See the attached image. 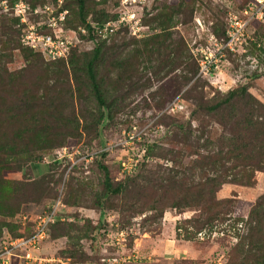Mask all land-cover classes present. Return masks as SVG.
Masks as SVG:
<instances>
[{
  "label": "rangeland",
  "instance_id": "obj_1",
  "mask_svg": "<svg viewBox=\"0 0 264 264\" xmlns=\"http://www.w3.org/2000/svg\"><path fill=\"white\" fill-rule=\"evenodd\" d=\"M82 1L81 16L80 0H0V71L6 69L8 84L12 82L16 88L32 85L38 99L52 104L45 106L48 113L43 118L31 121L32 144L18 139L0 112L2 143L13 145L14 141L16 150L13 156H8L10 149L0 152L1 162L13 169L6 178L29 185L14 194L15 200L0 203V243L29 234L31 228L28 222L23 224L24 217L33 219L60 201L62 219L51 226L49 238L37 252L49 260H80L82 264H104L108 259L114 264H227L230 260L244 264V238L256 218L255 205L264 197V173H257L249 185H223L217 193L223 202L222 215L202 230L189 222L206 218L195 208L167 209L160 218L164 208L148 210L150 204L141 208L145 203H136V192L103 197L104 182L106 174L115 186L128 185L150 171L163 169L158 173L162 176L165 169L189 166L193 157L177 163L166 155L165 150L171 148L190 155L189 148L175 143L177 135L191 131L195 138L206 130L203 145L211 136L223 134L217 124L222 113L199 111L193 115L199 98L210 104L244 88L264 104V23L252 25L244 50L228 54L215 80L208 81L198 77L193 50L208 44L212 35L223 36L230 13L240 10L242 0ZM21 5H25V13L20 12ZM45 6L55 11L54 16L67 11L65 29L70 36L77 35L76 47L65 63H49L36 53L35 57L29 55L25 48L28 27L47 21L48 16L42 14ZM126 12L136 14L138 29L122 27L115 36L95 42L81 31L85 26L82 19L86 23L116 21ZM7 28L14 31V37L5 34ZM94 82L104 105L98 101ZM16 126L20 122L12 123ZM135 132L131 142L128 135ZM200 148L205 153L204 146ZM144 149L149 150L150 160L136 172L122 174L119 163L139 159ZM158 177L138 182L144 191L148 189V196H156ZM203 177L198 172L195 180ZM188 178L189 173L181 176ZM180 190L171 189L167 195L175 197ZM131 205L138 212L129 211ZM263 211L264 206L259 214ZM159 236L165 242H159L158 249L172 239L186 247L185 252L173 262L154 255L127 260L139 243L140 248L147 244L148 251L155 247L153 242L140 240ZM237 245L240 248L231 255ZM167 258L173 259V254Z\"/></svg>",
  "mask_w": 264,
  "mask_h": 264
},
{
  "label": "trees",
  "instance_id": "obj_2",
  "mask_svg": "<svg viewBox=\"0 0 264 264\" xmlns=\"http://www.w3.org/2000/svg\"><path fill=\"white\" fill-rule=\"evenodd\" d=\"M250 1L251 0H242L239 5V9H244ZM80 2L79 10L82 16L84 4L82 0H80ZM103 23H86V21L82 19V24L87 25L90 35L91 32L94 31L91 26L92 24L101 25ZM263 23L264 22H259L255 24ZM122 27L124 28L126 26ZM122 27L117 28L115 33L107 36V38L118 34L119 31L123 29ZM5 34H7L8 37H14V31L9 30L8 28L6 29ZM224 36L225 32L223 36L219 38H223ZM99 38L100 37L97 36L95 38L96 41H99ZM11 41H14L13 38H11ZM154 42H156V40ZM156 43L159 44L158 41ZM24 45L25 48L29 50V55L34 57L39 55L43 60H45L40 51L32 49L27 46L25 42ZM72 52L73 49L68 57L69 59ZM68 58L49 63H65L66 60L69 61ZM198 72L199 67L197 69V73ZM93 80L95 81L96 78L93 77ZM8 82L9 80L6 69L1 70L0 112L4 114V117H6L5 121L7 123H11L10 127L14 128V133L16 136L18 135L17 138H21L26 142L29 141L27 143L32 144L34 141H32L33 137L30 135L34 130L32 129L31 121L34 118H43V116L48 113L45 106L52 104L45 100L38 99L32 85L25 83L16 88L17 85L12 82L8 84ZM93 88L99 103L104 105L102 102L100 88L96 82H94ZM199 99L200 103L193 111V115L196 116L199 111L207 112V114L213 115L222 113V117H220L221 119L218 120L217 124L221 129H223V134H220L217 137L211 136L208 140L202 142L203 145H201L200 142L203 139V132L206 130H203L201 135L195 138H193V133L191 131L187 134L177 135L176 140L174 139L175 143H182V145L187 149L189 148L191 150L190 155L186 156L183 154L181 149L175 148L165 150L166 155H170L171 160L177 163L179 161L181 162L184 158L188 159L193 157V159L189 161V166L184 167V169H176L175 171L173 169H165L162 176L158 173H160L163 169H159L157 172L150 171L148 175L130 180L128 185H122V183H120L115 186L110 181V175L106 174V180L104 182L105 193L103 197L106 198L110 195L124 196L130 195L132 192H136V203H145V205L141 208L147 206L148 204H150V207H147L148 210H154L160 207L164 208L161 211L160 218L164 216L167 209H180L183 206L195 208L199 210L203 216L206 215V218L204 219L203 217H199L195 220L190 219L189 221L192 225L194 224L199 227V230H202L205 226H208L220 219L222 215L221 208L223 207V202L217 199V193L221 190L222 186L228 183L236 185H249L254 182L257 173H264V104L253 98V96H251L244 88L231 91L224 97H221L216 101L214 100L210 104L205 103L203 98ZM16 122H20V126L12 127V123L15 124ZM97 124L98 122H96V125ZM2 130L3 126L0 127V152L2 153L10 149L8 156H13L16 152L14 147L15 143L13 141V145L7 143L8 146L7 144L4 146L1 139ZM200 146H204L202 151L205 153L200 152ZM214 147H217V150H215ZM141 156L142 157L139 159H136L141 161L135 168L134 172H136L142 164L150 160L149 150L144 149ZM1 161L2 157L0 156V203L4 204L8 202L9 199L15 200L17 197L14 196V194H16L18 190L21 191L23 187L29 185H25V183L20 181H11L7 179L6 175L12 172L13 169L9 163ZM120 165L121 162L119 163V166ZM198 172L203 173L204 177L201 180L196 181L195 176ZM188 173V180L181 179V176H185ZM155 176H159L157 179L158 184L155 185L159 192L153 189L156 192V196H148L149 194H146L148 189L144 191L145 188L141 187L138 182L140 179L148 182ZM138 188H141V191H138ZM174 188H181V190L177 192L175 197L168 196V191ZM98 204L101 206V202ZM263 206L264 197H262L260 202L255 205L254 210L257 212H255L254 215L256 218L249 228V233L244 238V241L247 242L243 244V250L246 255L244 264L252 262H256L255 264H264V211L259 214L260 208ZM133 209L137 211L138 207L131 205V207H129V211H132ZM9 214L10 216H13V212ZM55 224L56 223L50 225L48 235L51 226ZM29 226L31 231L29 234L24 235V237H29L33 233L34 224L29 223L28 227ZM94 230L96 231L97 227H95ZM47 238H49V236ZM239 248L240 245H237L231 252V255L232 253H236ZM76 261L78 263L83 262L80 260ZM227 264L232 263H230L229 260Z\"/></svg>",
  "mask_w": 264,
  "mask_h": 264
},
{
  "label": "built area",
  "instance_id": "obj_3",
  "mask_svg": "<svg viewBox=\"0 0 264 264\" xmlns=\"http://www.w3.org/2000/svg\"><path fill=\"white\" fill-rule=\"evenodd\" d=\"M144 0H134V3L142 4ZM62 6L63 1H59ZM59 6V8H61ZM20 12H26L25 5H21ZM51 12V13H50ZM55 11H51L50 6H45L42 14L47 15V21L36 27L30 25L24 36V42L34 50L40 51L44 59L48 62L67 59L71 50L76 47L75 37L70 36L66 31L67 11L54 16ZM264 22V0H251L244 9L238 12L230 13L228 26L223 38L212 35L206 45H199L193 50L194 59L198 64V77L215 80L217 74L222 70V63L226 61V56L230 53H236L250 40L249 30L254 23ZM132 24V25H131ZM139 20L136 19L135 13H121L116 21H107L101 25L92 24L94 31L89 33L87 25L81 31L91 41H96V37L106 38L115 33L116 29L122 26H129L138 29ZM195 51V52H194ZM177 106L178 105H173ZM181 109V108H180ZM136 131V128H134ZM137 133H129L128 138L131 142L136 139ZM92 158V156H88ZM139 160L121 161L122 174L130 175L134 173ZM63 207L60 201H55L47 211L37 215L33 219L24 217L23 224L33 223L34 230L29 237H19L11 239L9 242L0 243V264H11L14 258H21L26 264H73L71 260L58 258L56 260L38 255L40 244L46 239L50 225L57 222L60 215V208ZM120 232V236L124 235ZM34 253H36L34 255Z\"/></svg>",
  "mask_w": 264,
  "mask_h": 264
},
{
  "label": "crops",
  "instance_id": "obj_4",
  "mask_svg": "<svg viewBox=\"0 0 264 264\" xmlns=\"http://www.w3.org/2000/svg\"><path fill=\"white\" fill-rule=\"evenodd\" d=\"M163 225H166V223H164ZM162 236L156 237V238H152V239H143L140 241H150L153 242V245L155 247H152V251H148V248H146L147 244L145 245V247L140 248L138 246H140V243L136 245L135 249L132 252V255L127 257V260H130L132 257L137 258L139 256H151L154 255V258H159L160 259H166V260H171L173 262L174 258H177V256H179V254L184 250H186V247H179L178 244H175L174 240L170 239V241L166 242L163 247L161 249H158V244L159 242H165V240L162 238ZM151 249V248H150ZM168 254H173V259L172 258H167ZM138 255V256H137ZM175 256V257H174ZM115 262L111 263V261L108 259L107 263L105 262L104 264H114ZM11 264H25L24 261L20 260L19 258H14L11 262ZM73 264H82V263H73ZM96 264V263H95ZM121 264V263H120ZM123 264H132V263H123Z\"/></svg>",
  "mask_w": 264,
  "mask_h": 264
}]
</instances>
